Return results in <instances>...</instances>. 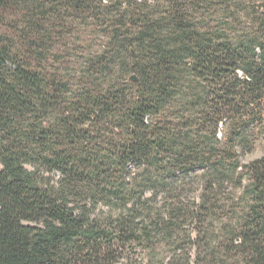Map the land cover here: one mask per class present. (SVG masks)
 I'll list each match as a JSON object with an SVG mask.
<instances>
[{
    "label": "trees",
    "instance_id": "16d2710c",
    "mask_svg": "<svg viewBox=\"0 0 264 264\" xmlns=\"http://www.w3.org/2000/svg\"><path fill=\"white\" fill-rule=\"evenodd\" d=\"M259 133L264 0H0V264H264Z\"/></svg>",
    "mask_w": 264,
    "mask_h": 264
},
{
    "label": "rangeland",
    "instance_id": "374dc122",
    "mask_svg": "<svg viewBox=\"0 0 264 264\" xmlns=\"http://www.w3.org/2000/svg\"><path fill=\"white\" fill-rule=\"evenodd\" d=\"M222 135H219L221 138ZM259 143L258 147L252 155H248L244 158H240V163L242 167H245L250 162L255 161L257 159H262L264 157V135H258ZM243 171V172H242ZM239 175L234 176L232 181L226 183L225 185V194H224V204L226 206L227 211L230 214H234L235 210L239 211V214H243L245 203L248 199L249 194V181L246 176V172L244 168H240L238 170ZM242 179V186H240L239 181ZM58 177L55 178L57 180Z\"/></svg>",
    "mask_w": 264,
    "mask_h": 264
},
{
    "label": "water",
    "instance_id": "95a60500",
    "mask_svg": "<svg viewBox=\"0 0 264 264\" xmlns=\"http://www.w3.org/2000/svg\"><path fill=\"white\" fill-rule=\"evenodd\" d=\"M130 82L137 83V78L135 75L131 76L129 79Z\"/></svg>",
    "mask_w": 264,
    "mask_h": 264
}]
</instances>
